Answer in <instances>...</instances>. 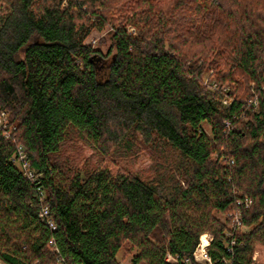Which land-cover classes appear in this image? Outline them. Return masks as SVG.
Returning a JSON list of instances; mask_svg holds the SVG:
<instances>
[{
  "label": "trees",
  "instance_id": "1",
  "mask_svg": "<svg viewBox=\"0 0 264 264\" xmlns=\"http://www.w3.org/2000/svg\"><path fill=\"white\" fill-rule=\"evenodd\" d=\"M0 3L2 260L49 264L54 237L69 263L121 264L128 246L132 264H175L168 252L192 256L211 232L216 264H264V0ZM106 26L103 54L86 39ZM78 141L97 165L84 168ZM19 145L35 180L13 160ZM141 150L148 170L131 160ZM244 195L251 230L228 250L230 220L216 213Z\"/></svg>",
  "mask_w": 264,
  "mask_h": 264
},
{
  "label": "built area",
  "instance_id": "2",
  "mask_svg": "<svg viewBox=\"0 0 264 264\" xmlns=\"http://www.w3.org/2000/svg\"><path fill=\"white\" fill-rule=\"evenodd\" d=\"M216 85V83H213ZM226 88L224 87V90ZM225 102H227L225 100ZM231 102V100H230ZM251 103L254 107H258L259 105V98L255 96ZM226 126L229 128L231 126V122L229 120H224ZM7 123L6 121V114L2 112L0 114V128ZM15 162L21 167V169L33 180L36 179L34 172L30 168V162L27 159V153L25 148L22 145L18 146L17 153L14 156ZM41 198L44 201L46 199V194L42 191L40 192ZM253 204V200L251 197L244 195V196H237L235 199V207L233 210L229 211L226 216L230 220V225L227 230H225L224 234L228 241L226 242V247L228 250L236 244L235 240V233L242 232L247 233L248 226L244 222V211L249 209ZM40 219L53 231L57 230V223L51 215V210L48 204L44 203L41 205L40 210ZM213 240L212 234H204L201 235L199 243L197 244L195 250L193 251L192 256H180L179 254H172L168 252L166 254V261L175 263V264H216L210 253H209V246L211 241ZM49 247L51 253L54 255V261L50 262L49 264H82V263H69L67 262L65 256L62 254L61 249L59 248L56 240L52 237L49 240ZM0 264H7L4 260L0 259ZM35 264H39L36 262ZM222 264H232L231 260L223 259Z\"/></svg>",
  "mask_w": 264,
  "mask_h": 264
},
{
  "label": "rangeland",
  "instance_id": "3",
  "mask_svg": "<svg viewBox=\"0 0 264 264\" xmlns=\"http://www.w3.org/2000/svg\"><path fill=\"white\" fill-rule=\"evenodd\" d=\"M122 4L119 5V8H122L123 6H121ZM6 12V8L4 7V5H1L0 3V15ZM120 19H118L119 21ZM123 21V20H120ZM120 21L118 24H120ZM127 30L130 34H136L137 32V27L134 24H128L127 25ZM112 27L111 26H106L104 29H97L94 28L90 35L87 37L86 42L89 44H92L94 47L99 48L102 50L103 54H106L112 44ZM213 72V69L209 70L208 73L205 74V83L208 84V86L210 88H213L214 85L213 83H215L216 81L214 79H212L210 76ZM230 85L227 84L226 86H224L226 89H229L231 87H229ZM225 100L227 102H225ZM224 102L225 103H229L231 99H225ZM259 108V107H257ZM205 129L208 132H211V126L209 124H204ZM78 145H79V150L81 152V158L85 159L86 164L85 167L86 169L92 168L95 165L98 164V162L100 161L101 157L99 156V154L94 151V149H92V147L83 142V141H78ZM138 154L135 155V157H133L134 161V168L136 170H148L151 168V165L153 163L152 158L150 157V155L148 154L147 151L145 150H141L137 152ZM216 216L220 219L223 220L225 217H227L226 215H223L222 213L217 212ZM248 231L251 230V227H248ZM212 234L211 232H205L204 234ZM257 247L260 248V260L264 261V245H257ZM128 246H126L125 249H122L121 252L118 255V258L121 262V264H132V256L135 252V250L131 253L127 252ZM1 259V258H0Z\"/></svg>",
  "mask_w": 264,
  "mask_h": 264
}]
</instances>
